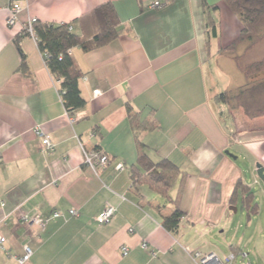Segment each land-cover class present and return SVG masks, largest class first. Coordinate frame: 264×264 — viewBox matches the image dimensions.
I'll return each mask as SVG.
<instances>
[{
  "label": "crops",
  "instance_id": "0c3cea01",
  "mask_svg": "<svg viewBox=\"0 0 264 264\" xmlns=\"http://www.w3.org/2000/svg\"><path fill=\"white\" fill-rule=\"evenodd\" d=\"M154 1L163 6L151 7ZM106 2L121 32L90 51L71 50L86 104L70 116L35 38L20 37V50L16 39L28 19L66 23L79 34L82 19ZM203 2L218 7L210 12L215 37L207 35ZM8 6L0 0V264H18L25 245L31 255L23 264H197L186 249L213 252L224 263L240 255L242 264H251L249 256L264 264L263 207L257 203L249 215L240 198L231 202L238 181L251 187L256 202L245 173L253 174L257 162L264 167V128L234 131L209 87L210 58L223 57L218 50L241 28L224 0H25L13 25L6 23ZM36 128L49 136L51 150ZM139 142L151 161L178 167L168 201L146 183L133 185ZM81 143L104 152L106 167L87 166ZM107 205L115 212L99 224L94 217ZM72 208L78 216L69 214ZM175 208L184 214L171 233L162 218ZM238 210L247 214L244 229ZM22 214H38L45 224L24 222Z\"/></svg>",
  "mask_w": 264,
  "mask_h": 264
},
{
  "label": "trees",
  "instance_id": "16d2710c",
  "mask_svg": "<svg viewBox=\"0 0 264 264\" xmlns=\"http://www.w3.org/2000/svg\"><path fill=\"white\" fill-rule=\"evenodd\" d=\"M224 2L239 19L241 28L238 36L230 44L220 48L218 53L231 56L236 62H239L242 55L264 39V0H224ZM203 8L207 11V35L215 37L217 20L210 12L215 11L218 7L216 5L207 6L203 2ZM82 21L84 27L79 34L69 29L70 25L66 23L35 21L33 25L37 47L44 57L49 73L58 81L60 98L70 116L86 104L79 87V80L83 76V72L77 66L71 50L78 47L84 52L90 51L111 42L121 32L117 13L110 2L96 7ZM23 35H27V33L23 31L16 39L18 49V41ZM21 56V68L24 69L26 63L23 53ZM238 66L245 75L246 83L236 89H228L214 96L217 103L224 104L231 109L242 106L239 102L245 93L254 87L264 85V57L246 65L238 63ZM131 111V107H127L131 125L133 129H139L140 125ZM249 116L252 118L264 116V110H256ZM177 173L178 167L168 159L151 161L143 151V144L139 142L138 157L131 171L133 185L146 183L168 201L169 190ZM238 198L245 205L247 214L258 212L259 208L254 201V192L249 185L241 181L237 182L231 197L233 206ZM183 214L180 209L175 208L171 214L163 216V227L167 231L175 233Z\"/></svg>",
  "mask_w": 264,
  "mask_h": 264
},
{
  "label": "rangeland",
  "instance_id": "374dc122",
  "mask_svg": "<svg viewBox=\"0 0 264 264\" xmlns=\"http://www.w3.org/2000/svg\"><path fill=\"white\" fill-rule=\"evenodd\" d=\"M220 55L223 57H220L217 61H215L214 57L210 58L212 74L211 79L213 80L214 84H212L210 81L209 87H212V85H214L216 91H218L215 95L228 89H236L238 86L246 83L245 75L242 73L240 67L238 66V63H241V65H246L252 61L263 58L264 39L263 41L255 45L251 50L242 55L239 62H236L231 56H228L226 54ZM239 103H241L242 106L231 109L225 105L226 109L222 112H219V115L224 118H227V116L230 117L231 124H233V127L235 128H233L234 131L264 128V118H261L260 120H257V122H255L252 120V117L249 116L256 110H264V85L254 87L249 92L245 93ZM231 134L234 135L235 133L232 132ZM229 150L230 153L234 155L233 148L231 147L229 148ZM244 163V160L240 162L241 167H243ZM245 179L253 186V190L257 193L256 203L263 207L264 212V199L258 193L259 189H262V191H264L261 180L257 177L256 172H254L253 174L245 173ZM255 179L256 183H254ZM236 217H239V219L242 220L244 229L246 227L247 214L245 212H241V210H238ZM243 229H239L235 233L237 238H242V235L244 233ZM240 259V255H237L236 260L232 262H225V264H242ZM248 260L251 262V264H255L250 256Z\"/></svg>",
  "mask_w": 264,
  "mask_h": 264
},
{
  "label": "built area",
  "instance_id": "2783aa9c",
  "mask_svg": "<svg viewBox=\"0 0 264 264\" xmlns=\"http://www.w3.org/2000/svg\"><path fill=\"white\" fill-rule=\"evenodd\" d=\"M24 1L25 0H8L9 6H8V17L6 19L7 25H13L16 22L18 14L23 10ZM162 6H163V3L160 1H154L151 4V7H162ZM34 22H35V19H28L25 22L24 27H23V31H25L27 35H30L33 38H35V32L33 28ZM69 29H71V27H69ZM98 92L99 91H95V93H98ZM35 133L42 136L41 143L46 150H51L53 148V144L48 135H43L37 128L35 129ZM81 149L84 155V163L87 166H89L91 169L100 170V169L105 168L106 165L108 164L109 158L104 152L100 150H96V149H86L82 143H81ZM117 168H122V165L119 164ZM114 212H115V208L111 205H107L99 213H97L94 218L97 221V223L106 224L110 222ZM69 214L71 216H78L79 212L76 209L72 208L69 210ZM52 215L56 217V216H59V213L54 212ZM20 218L24 222L35 223L39 227H43L45 224V220L42 219L38 214L34 216H28L27 214H22ZM4 243H5V237L0 235V248L3 250L5 249ZM141 247L146 250L149 249L146 243H142ZM120 250L123 256L127 255L129 251L128 247L126 246H121ZM186 250L189 252L192 259L197 264H225L213 252L203 253L198 250H189V249H186ZM149 253L153 257L156 256V251L154 250H149ZM30 255H31V250L29 249L28 246L25 245L24 253L23 255L17 258V263L18 264L25 263L29 259ZM241 256L243 258H246L247 255L245 253H241ZM233 259H234V256L229 255L226 258V262H231L233 261Z\"/></svg>",
  "mask_w": 264,
  "mask_h": 264
},
{
  "label": "water",
  "instance_id": "95a60500",
  "mask_svg": "<svg viewBox=\"0 0 264 264\" xmlns=\"http://www.w3.org/2000/svg\"><path fill=\"white\" fill-rule=\"evenodd\" d=\"M226 153L229 154L228 151H226ZM255 172H256L257 177L261 180L263 184V188H264V167L259 162L255 164Z\"/></svg>",
  "mask_w": 264,
  "mask_h": 264
}]
</instances>
